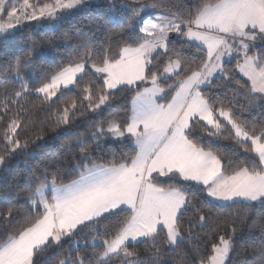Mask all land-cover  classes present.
Segmentation results:
<instances>
[{"label":"trees","instance_id":"1","mask_svg":"<svg viewBox=\"0 0 264 264\" xmlns=\"http://www.w3.org/2000/svg\"><path fill=\"white\" fill-rule=\"evenodd\" d=\"M221 1L117 0L80 10L59 21L53 31L30 22L0 37V158L4 160L0 247L43 219V212L29 204L41 186L68 185L94 165L130 167L135 161L138 151L132 138L115 140L108 129L115 124L125 132L133 99L146 85L109 92L104 76L94 69L118 62L126 48L144 45L147 37L138 28L143 17H164L174 25H188L205 8ZM32 2L42 7L52 1ZM248 37L257 44L229 41L228 47L238 56L223 65L219 76L203 79L197 90L214 115L228 112L233 124L264 143V95L255 92L238 71L245 55L255 58L259 67L264 65V35L254 31ZM174 62L179 70L164 76ZM79 63L85 64L84 73L72 88L61 90L53 100L36 94ZM208 65L207 52L183 34L151 58L145 78L147 82L156 79L163 91L157 103L168 105L181 84L205 74ZM216 121L217 129L193 121L186 132L188 142L213 155L224 176L240 171L262 174L263 165L251 142L238 139L228 124ZM154 181L161 189L177 190L186 197L175 222L182 239L174 247L160 229L109 255L133 215L121 209L78 226L59 242L50 240L34 252L32 264H206L222 239L231 240L227 264H264V199L218 204L208 198L204 187L185 182L178 174L168 181Z\"/></svg>","mask_w":264,"mask_h":264},{"label":"rangeland","instance_id":"2","mask_svg":"<svg viewBox=\"0 0 264 264\" xmlns=\"http://www.w3.org/2000/svg\"><path fill=\"white\" fill-rule=\"evenodd\" d=\"M32 1L0 0V37L12 34L21 25L30 22L35 23L38 29L53 31L58 28L59 21L80 10L88 9L93 4L112 5L117 0H51L50 4L42 7H35L36 5ZM208 11L210 10L204 12L203 18H207ZM192 26L194 29L193 23ZM164 31H162L160 40L166 43L163 36ZM215 32H217L215 28L193 32L212 41V45L207 47V51L210 52L209 56L212 51L218 50L221 43L224 42L225 37H221ZM234 37L239 40L237 42L240 44H250V40H252L246 35ZM144 47L147 46L126 48L121 53L120 62L108 64L104 69H94L96 74L104 76V82L109 92L125 87L136 88L146 85L142 91L143 94L140 92L133 99L134 120L131 119V125L127 131L132 138L133 146L139 152L138 164L136 163L130 168L128 166L94 165L87 167L80 178L68 185L56 186L49 183L41 186L29 200V204L33 209H40L43 212V219L21 236L10 238L0 247V264H32L34 252L50 240L59 242L64 238V235L69 236L78 226L121 209L130 210L133 215L109 255H114L129 244H138L154 236L160 229L165 231L170 246L174 247L182 238L176 228V220L173 221L172 218L176 214L174 211L180 209L179 203L182 202L178 196H170L166 192L164 195L163 189L155 184L154 179L168 181L172 174L179 172L183 174L179 175L181 180H187L188 177L183 172L185 163H189L187 162L189 160L195 163L196 152L195 154L189 153L181 142L188 144L185 133L195 120H200L211 129L218 128L217 118L228 124L238 139L251 142L264 168V143L259 142L258 139L250 138L243 129L233 124L228 112H219L214 115L212 110L202 102L203 99L198 90H195L188 103L177 113L174 121H170L164 129L149 132L152 129L149 125L159 122L166 123L167 118L160 115H154L153 118L150 113L152 107L149 106V102L152 100L151 98H154V88L151 87L156 85V79L147 82L145 72L148 62L158 51L144 52ZM220 50L223 54L219 63L227 58L226 54L228 58L230 56V60L238 56L236 52L231 54L230 47L224 50L222 47ZM244 52L248 53L247 50ZM241 54L243 56V53ZM242 65V74L253 82L255 89L261 92L260 94L264 95V65L259 67L257 61H253L249 57L244 59ZM84 69V63L68 67L50 84L36 91V94L53 100L61 90L72 88L75 81L83 75ZM178 70L179 65L174 62L168 66L164 76L171 77ZM214 78L211 77L209 80ZM200 99H202L201 102L205 108L201 106ZM143 106L148 107L146 111L149 112L147 115L149 121L141 120L140 110ZM170 116L171 114L168 115V117ZM108 131L112 134L113 139L122 137V133L115 124L111 125ZM147 135L150 136L149 140L152 138V140H148V146L145 145ZM200 153L206 152L201 151ZM148 154H150L149 159H146V163L141 167V160ZM206 155L217 163L218 170L220 169L219 176L213 178L210 185L202 183L206 186L207 196L210 200L218 204H229L239 201L254 203L259 199H264V172L258 174L248 187L245 188L244 185L240 187L241 183H237L238 174L224 176L220 172L219 161L209 153ZM204 161L205 158L200 156L199 162L202 164ZM3 166L4 160L0 158V170ZM218 187L221 189L219 193L216 192L219 190ZM178 195L183 197L185 206V195L182 192H179ZM175 219L177 218L175 217ZM230 250L231 240H220V243L213 248L212 257L206 264H227ZM62 264H67V262Z\"/></svg>","mask_w":264,"mask_h":264},{"label":"crops","instance_id":"3","mask_svg":"<svg viewBox=\"0 0 264 264\" xmlns=\"http://www.w3.org/2000/svg\"><path fill=\"white\" fill-rule=\"evenodd\" d=\"M206 10H210V11H208L207 18L206 17L203 18V14L204 12H206ZM212 20L213 22L211 23ZM174 24L175 23L172 20L168 18H164V17H158V16L154 18L143 17L138 23V28L140 32L147 37V40L143 45V46H147L146 48L144 47L145 48L144 52L145 51H149V52L162 51L166 46L165 43L162 40H160L162 39L161 38L162 31L165 30L168 26H171ZM193 25H194V29L186 33L185 39L193 44L200 46L201 48H204L211 62H209V65H208V68L205 74L194 75L188 80H186L184 83H182L178 91L176 92L174 98L168 105H159L157 103V100L163 95V91L157 85H152L151 88H154V98H151L152 100L149 102L150 104L149 106L152 107V110L150 113L153 118H154V115H157V116L160 115V116H163L164 118H167V122L166 123L159 122L153 125H149V127L152 128L149 130V132L157 130V129H164L165 126L170 121H174L177 113L188 103L189 99L191 98L195 90H197V88L200 86L201 81L203 79L206 80L209 78L211 79V77L219 76L221 74L223 65L231 59L230 56L228 58V55L226 54L227 58H225L222 62L219 63V60L223 54V52H220L221 51L220 49L222 47H223V50L225 48L226 49L229 48L228 44L226 45L224 42H222L219 49L214 52L212 51L209 56L210 52L207 51V47L212 45V41L210 39H204L201 35H197V33H193V32H197V31L207 29V28H212V29L215 28L217 31L215 33H217V35H221V37H223L224 35H234L237 37H240L241 35L250 36V32H254V31L259 35H264V2L263 0H222L219 4L213 7L205 8L203 11H201V13L198 16H196V18L194 19ZM124 52H127V51H124ZM231 54H232V51H231ZM245 56H243L242 59H240V61L238 62L239 74L251 85V87L254 89L255 92L261 93L255 89L253 82L249 78L244 76L241 72L243 68L242 64L244 62V59L247 57ZM249 58H251V60L253 61L256 60L253 57H249ZM141 94H143V92ZM201 100L202 99H200V104L203 108H205L202 102H204L206 106L207 104L204 100L202 102ZM147 109L148 107H145V106L141 107L140 115H141L142 121H149V118H147V115L149 113L146 111ZM169 114H171L170 117H168ZM131 119L134 120V108H132V116L130 118L128 127H130L131 125ZM128 127L124 133H122L118 129L122 133V137L120 139L124 138V136H129L127 132ZM149 137H150L149 135L146 136V139H145L146 146H148L149 145L148 142L152 140V138L149 140ZM185 137H186V133H185ZM115 140H119V139H115ZM181 143L182 145L185 146V148L187 149L189 153L195 154L196 152L195 163L190 160L187 161L189 163H185L183 172H185L187 175L185 176L188 177L186 178L187 180L185 181L194 183L196 185H200L204 188L206 186L203 185L202 183L210 185V182L213 180V178L215 179L216 177L219 176L220 169L218 170L217 163H215L210 157H208L206 153H200L201 151L196 149L189 142H188L189 145L183 142ZM149 155L150 154H148L145 158L143 157V159L140 162L141 167L149 159ZM139 156L140 155L138 152L135 161L131 165L132 167L139 161ZM200 156L205 158V161L202 164L199 162ZM194 167L196 168L195 170H194ZM220 172L222 173V169ZM240 172L237 173L238 174L237 183L238 184L241 183L240 187H242L243 185L245 186V188L248 187L250 183L254 182L255 178H257L258 176V174H251L246 171H240ZM177 174L183 175V174H180L179 172H177ZM218 189L219 190L216 192L218 193L221 192L220 187H218ZM164 192H166L170 196H178V198L182 202V203H179L178 201V203L180 204L179 205L180 209L174 211V213L176 214H174L175 216L172 219L173 221H175L176 220L175 217L177 218L178 215L181 213V211L184 209L183 207H185L183 197L181 195H178L179 191L177 190H166V191L163 190V194L165 195ZM240 202H243V201H240ZM124 230H126V228Z\"/></svg>","mask_w":264,"mask_h":264},{"label":"built area","instance_id":"4","mask_svg":"<svg viewBox=\"0 0 264 264\" xmlns=\"http://www.w3.org/2000/svg\"><path fill=\"white\" fill-rule=\"evenodd\" d=\"M191 29H193V26L191 23H189L188 25L171 26V27L166 29V31L163 33V36L165 38L166 43H172V42L182 38V35ZM230 40L239 41L238 39H236L232 35H226L225 36V42H228ZM250 43L256 44L255 42H250Z\"/></svg>","mask_w":264,"mask_h":264}]
</instances>
